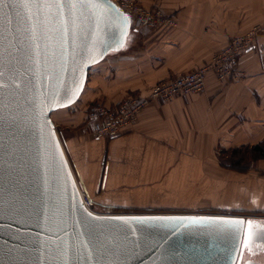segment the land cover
<instances>
[{
    "label": "water",
    "instance_id": "95a60500",
    "mask_svg": "<svg viewBox=\"0 0 264 264\" xmlns=\"http://www.w3.org/2000/svg\"><path fill=\"white\" fill-rule=\"evenodd\" d=\"M96 2L3 9L0 264H234L241 245L264 242L254 219L98 214L83 204L50 114L73 104L88 68L125 42L126 13L111 0Z\"/></svg>",
    "mask_w": 264,
    "mask_h": 264
},
{
    "label": "crops",
    "instance_id": "0c3cea01",
    "mask_svg": "<svg viewBox=\"0 0 264 264\" xmlns=\"http://www.w3.org/2000/svg\"><path fill=\"white\" fill-rule=\"evenodd\" d=\"M139 1L175 24L135 28L119 50L93 64L88 100L102 96L114 106L125 95H145L155 83L209 61L253 25L262 30L238 55V78L208 73L202 91L151 101L116 137L64 140L82 191L110 208L193 211L207 192L245 181L249 204L264 209V176L254 179L256 171L264 173V158L252 160L241 176L216 160V151L264 141V0Z\"/></svg>",
    "mask_w": 264,
    "mask_h": 264
},
{
    "label": "rangeland",
    "instance_id": "374dc122",
    "mask_svg": "<svg viewBox=\"0 0 264 264\" xmlns=\"http://www.w3.org/2000/svg\"><path fill=\"white\" fill-rule=\"evenodd\" d=\"M114 1L115 3H117L119 8L126 13L129 19L130 24H129V30L127 32L126 39L128 38L129 34L132 33V30H134L135 28H140V27L151 28V27H156V25H161V26H164V28H169L175 24L174 19L171 15L163 13L157 7H148L147 5H144L143 3H141L139 0H114ZM123 3H126V4L131 3L132 6L134 5L136 7H142L143 9H159L162 12L164 20L161 22H155V24L153 25H147V24L138 25L135 22V19L137 16L136 13L130 10L128 6H124ZM261 30H262V26L259 24H255L253 25L251 29H248L246 32L242 34L252 31L251 39H252V44H253L254 39L256 38L257 34L261 32ZM218 51H216L215 53H217ZM109 54L111 53L109 52ZM93 67L94 66H90L88 68V71H87L88 79H90L92 75ZM87 85L88 84L85 81L84 87L86 88L83 87L84 89L82 91L81 96L73 104L63 107V108L56 109L52 111L50 114L51 119L54 123L55 130L57 132V135L59 136L61 140V144L64 148L65 154L69 161V164H71L69 150H68V147L65 145L64 140L66 142V141H69V139L85 140L89 137H94L93 134L91 133V129H90V125H89L88 117H87L89 110L98 104L108 106L102 101V96H99L98 98L95 96L92 100H88ZM129 95H133V94H129ZM129 95L123 96L122 99ZM226 154L225 153L221 154L220 152L216 151V160L221 168L225 170L236 171L238 175L240 176L246 175L247 172L251 170L250 169L251 161H252L251 159L243 158L239 160V157H237L238 155L234 156L233 154L229 152ZM70 166L72 168V165ZM254 176H255L254 179L256 177L259 179H263L264 173H262L261 171H256L254 173ZM75 178H77L76 175H75ZM76 181L79 184L77 179ZM247 183L248 182H245V181L239 182L237 185L236 183L233 184L231 182L225 183L227 189L224 190L225 188L222 187V190L221 189L216 190V192H214L215 197L213 196V192L212 193L207 192L205 196L203 195L204 198L202 199L203 200L202 202L204 203V205L202 207H199L200 209L193 210V211H182L177 208H166V209H149V208L145 209L141 207L140 208H136V207L110 208V207H105V206L97 204L92 199V196H89L87 193L85 194H87L91 198L93 202V205H92L93 209L100 211L102 214L104 213H145V212H153V213L186 212V213H194L198 215V214H206V213L207 214L208 213L209 214L220 213V214L241 215L249 219H258V220L264 219V209L261 206H252L251 204H249V199L247 198L245 189H244ZM233 186H235V188ZM230 187H233V188H230ZM101 192H102V189L100 188L99 193ZM211 195L213 197V198L211 197L212 201L214 200V202H212L209 199Z\"/></svg>",
    "mask_w": 264,
    "mask_h": 264
},
{
    "label": "built area",
    "instance_id": "2783aa9c",
    "mask_svg": "<svg viewBox=\"0 0 264 264\" xmlns=\"http://www.w3.org/2000/svg\"><path fill=\"white\" fill-rule=\"evenodd\" d=\"M111 1L115 3L114 0ZM115 4L117 5V3ZM123 5L128 6L130 10L136 13L135 22L138 25H153L155 22L164 20L159 9H143L132 6L131 3H123ZM251 35L252 31L232 37L209 61L188 72L155 83L145 95L126 96L114 106L95 105L89 110L87 116L91 133L95 137L106 139L116 137L137 120L139 112L151 101L155 99L170 100L178 95L202 91L205 76L208 73L214 74L219 80L238 78L240 75L238 55L252 45ZM80 195L87 209L102 214L93 209V202L87 194L80 192Z\"/></svg>",
    "mask_w": 264,
    "mask_h": 264
},
{
    "label": "snow or ice",
    "instance_id": "6c2138e0",
    "mask_svg": "<svg viewBox=\"0 0 264 264\" xmlns=\"http://www.w3.org/2000/svg\"><path fill=\"white\" fill-rule=\"evenodd\" d=\"M63 2H68L71 7H75L76 3H84L85 0H76V3H72V0H0V29H2L3 20H4V12L3 9L5 7H17L21 6L25 9L30 8L32 5L36 6H42L44 4H55L57 7H62ZM87 4L90 7H100L99 3L96 2V0H86ZM3 73L0 72V76H2ZM2 87V85H0ZM225 226H238L242 225L243 221H224L222 222ZM252 225L251 222H249V240H251V237L254 235V233L251 231ZM260 238H264V235H262ZM245 247H248V242L245 243Z\"/></svg>",
    "mask_w": 264,
    "mask_h": 264
},
{
    "label": "flooded vegetation",
    "instance_id": "af4514ba",
    "mask_svg": "<svg viewBox=\"0 0 264 264\" xmlns=\"http://www.w3.org/2000/svg\"><path fill=\"white\" fill-rule=\"evenodd\" d=\"M254 220L259 226H264V219ZM234 264H264V242L251 243L248 247L241 245Z\"/></svg>",
    "mask_w": 264,
    "mask_h": 264
},
{
    "label": "trees",
    "instance_id": "16d2710c",
    "mask_svg": "<svg viewBox=\"0 0 264 264\" xmlns=\"http://www.w3.org/2000/svg\"><path fill=\"white\" fill-rule=\"evenodd\" d=\"M231 154L238 155L239 160L251 159L255 160L258 158H264V141H261L251 147L248 146H241L231 151Z\"/></svg>",
    "mask_w": 264,
    "mask_h": 264
},
{
    "label": "bare ground",
    "instance_id": "6f19581e",
    "mask_svg": "<svg viewBox=\"0 0 264 264\" xmlns=\"http://www.w3.org/2000/svg\"><path fill=\"white\" fill-rule=\"evenodd\" d=\"M80 192H81V193H83V191H82V190H80Z\"/></svg>",
    "mask_w": 264,
    "mask_h": 264
}]
</instances>
